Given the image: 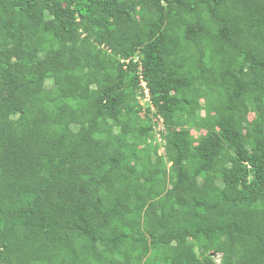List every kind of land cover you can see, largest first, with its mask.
Here are the masks:
<instances>
[{"label": "trees", "instance_id": "obj_1", "mask_svg": "<svg viewBox=\"0 0 264 264\" xmlns=\"http://www.w3.org/2000/svg\"><path fill=\"white\" fill-rule=\"evenodd\" d=\"M214 255L264 264V0H0V264Z\"/></svg>", "mask_w": 264, "mask_h": 264}, {"label": "rangeland", "instance_id": "obj_2", "mask_svg": "<svg viewBox=\"0 0 264 264\" xmlns=\"http://www.w3.org/2000/svg\"><path fill=\"white\" fill-rule=\"evenodd\" d=\"M147 101L148 100H146V99H143V98L141 99V102H143V103H146ZM250 117H252V114L250 115ZM158 152H162V148L161 147H159ZM23 248H24V250H26V249H29V248H38V246L33 241H29L26 244H24ZM219 256L220 255H214L215 261L217 262V264H219Z\"/></svg>", "mask_w": 264, "mask_h": 264}, {"label": "built area", "instance_id": "obj_3", "mask_svg": "<svg viewBox=\"0 0 264 264\" xmlns=\"http://www.w3.org/2000/svg\"><path fill=\"white\" fill-rule=\"evenodd\" d=\"M135 59H138V57H135ZM140 82H141L142 86L144 87V93L147 97L149 94H148V89L145 87L146 86L145 82H144V80H141Z\"/></svg>", "mask_w": 264, "mask_h": 264}]
</instances>
